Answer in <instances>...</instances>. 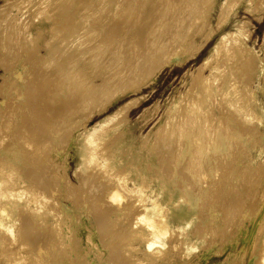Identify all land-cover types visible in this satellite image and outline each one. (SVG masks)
Wrapping results in <instances>:
<instances>
[{
  "label": "rangeland",
  "instance_id": "374dc122",
  "mask_svg": "<svg viewBox=\"0 0 264 264\" xmlns=\"http://www.w3.org/2000/svg\"><path fill=\"white\" fill-rule=\"evenodd\" d=\"M100 1L101 0H0V149L2 147L8 148L10 145L9 143L13 142L18 148L19 157L21 155L20 163L18 165V163L13 164L11 161L6 160L4 154H0L1 158L4 157L2 165L7 167L10 163L13 165L17 164L15 166V168L17 167L16 171L19 172L20 168V171L21 173L23 172V174L25 172L28 173V171L30 172V170L34 171L36 165L37 168L39 165L40 167L38 169L43 170V173H46L45 176L50 179L47 181L50 182L52 190L55 191L56 189V192H58L54 199L53 196L50 198L48 197L49 203L53 201L51 202V205H55L54 207L59 210H55L54 208L55 212L57 211L58 213H56L59 216L60 214H62L61 216H64V218H61V216L59 217L60 219L57 218V223L60 220V222L56 224V228L58 229H56L58 231L57 233H54L52 229H50L52 227L45 224H38L42 228V231L40 232V236L37 238L38 240L36 239L35 242L33 241L35 244L31 242L33 243H30L32 246L26 245L24 236H18V241L20 240V242H25L24 245L20 248L19 246L16 247L15 244H17V242L14 240V242H12L15 245L14 248L8 250L11 246L1 243L2 246L0 244V254L3 250L4 252H14L16 250L18 254L23 253L25 258H30L37 253L44 255H48L50 253L51 256L49 258L38 259L40 261L42 260L40 264H50L52 261L49 259L54 255L59 258L57 259V257H55V263L51 264H252L257 259V255L263 246L260 240L264 236V220L260 221L261 214L264 213L262 212V208H264V197L262 199H259L258 197L259 188L261 187L256 184L259 182H256L253 186L254 190H256L254 194H248L246 189H242V199L237 204V207L234 205L228 210L224 209L222 211L218 208L216 210L217 212L210 214V216L209 214L204 213V217H208L207 219L205 218L204 221H199L201 219L197 220V224L194 226L200 225L201 223V227L199 229L208 228L209 235L206 236L205 242H203L187 257L179 258L181 256L180 250L182 249V244L177 243V240V242H172L176 237L175 232L167 236L168 243L165 246L166 249L164 253L155 257L153 256L154 254L152 255L154 252H148L144 246V240L149 239V237H146L145 235L140 237L138 234H133L134 230L142 228L141 223H138L135 228L130 227V225L134 223L135 218L139 215L138 213L142 211L143 203L140 202L141 200H143V202H147L148 199L155 201L157 198L161 200L162 198L164 199V197H167V202L169 200L168 193L171 188L167 190L166 186L162 182V175L159 173L158 157L156 155L154 156L152 153L149 155V152L153 151L152 148L154 139L161 133L160 130L164 126L163 124H165L169 112L173 110V112L177 114L176 110L180 111L182 107L184 108V105L186 104L185 100L187 101L188 99L187 97H189L190 94L194 96L196 87H194L193 80L197 77V75H200L203 78H209L212 88L215 87V85L217 86L218 83L221 84V80L223 78L214 81L213 75L217 74L218 71L214 72L212 69L215 63L212 56L213 46L217 37L219 38L220 36L226 34H228V36L234 33L239 34L238 41L242 43V46L247 48L249 54L261 60V63L256 62V64H253L250 67L248 66L247 69L243 70L247 73L245 77L246 79L244 78V82V79H240L239 83L246 84L248 91H251L249 95H252L251 98L254 100L253 104L257 114H262L264 117V0H261L259 4H256L257 1L255 2V0H239L237 3L235 2L234 5H231V8L227 7V9H230L227 10L225 8L226 12L225 10L222 9V11L220 9L225 0H202L201 4H204L201 6V9L199 4L198 6L200 10L198 9V13L196 12V14V9L194 10L191 8L194 12L191 11L189 13L192 16L188 15L192 17V19L188 18L189 20L187 21V18L185 17L186 15L183 16L186 19H183L182 21L178 19L180 17H174L177 14H179L178 16L181 15V10L179 9V13L177 11V3V8L174 7L175 0H170V4L172 1L173 3L171 4V9L172 6L177 9L175 10L177 12L176 14L174 13L175 11H169V2L165 5H163V2L162 5H158L160 1L163 0L146 1L148 4L151 2L148 8L149 11L151 9L152 15L150 13V15L146 14L145 16H142L141 19L135 18L137 17L136 15H139V12L137 13L136 9L140 7L141 3H145V6L147 7L148 4L144 0V2L142 0H130V4L123 2V5H121L122 3L120 2L122 1L120 0V7L118 6L112 10L111 8L115 4L114 1H109L110 3L108 1L104 2V4L99 7L98 3ZM204 1H206V3ZM78 3L82 4L79 5ZM138 3H140V5H138ZM125 4L129 9L125 6ZM77 5H79V8H77ZM159 6L168 7L167 13L169 16L165 15L166 17H164V14L161 13V8ZM75 7L77 8L76 11ZM118 8H121L122 10H119ZM124 8L128 9L129 13ZM155 9H158L157 11L160 12L156 11V13L160 16L162 14L163 17L156 14ZM134 10H136V13H134ZM71 11L74 15L72 16V24L74 26L85 20L86 23H83V26L85 27L83 28L84 32L90 29V24L91 28H93L92 26L94 23L91 22H93L92 20L94 19H92V16H95L97 19L99 17L102 19L107 17L108 19H106L108 22L110 19V21L113 20L114 23L117 22V24L123 22L124 24L122 25H125L127 23L128 25L126 27L131 25V27L129 26L127 30L125 29L126 32L124 30H122L123 32L121 31V33L124 34V40H120L121 37L119 40L121 45H123V42H127V44L132 43V48H135L134 46H136L135 50L132 49V51H128L127 44H125V46L123 45L125 49H123V46L119 48L120 44H116V41L117 43L120 42H118L119 40L113 35L114 29H112V31L110 29V27H113L111 26L113 21L109 22L111 25H108L106 19L102 20L100 18L102 22L99 20L98 24L95 25L97 28L94 26L97 29H95V32H97L93 33L94 37L92 34V40L89 39L85 43L83 42V45L77 47L75 45L81 41L73 40V42L68 44L70 47H67L70 50V55H68V52L66 51L67 49L64 48L66 44L64 42L65 40H63L64 44L62 45L61 39H64V37L65 39L68 38L67 34L69 33H65V30L63 29H57V31H55L53 28H55L54 25L56 21L63 22V19H67V16ZM73 11H75V13ZM152 11L160 18H155ZM123 12H125L124 15L130 14L132 19L127 20L130 18L127 16V18L125 17L127 22L125 23V21H122V19L124 20V15L122 14ZM72 13H70V15ZM171 14L175 15L172 16ZM153 17L160 23L163 22L161 18L166 20L167 17H171L172 20H170L171 18H167L170 20L169 22L167 20L166 23L164 21L165 24H160L156 23ZM175 18L183 22L184 25H182L179 21H176L175 23ZM219 18H221V20ZM133 19L136 21H133ZM177 22L180 23L183 28L181 25L179 27ZM146 23H150V26L155 23L157 27L153 25L154 28H158L159 24L160 26L162 24L164 26L171 23V26L169 25L170 28H165L164 26L161 27V29H153L154 32L153 30L149 32V34L153 33V35H146L149 37H147V40L144 39L146 38L144 32L147 31V29H145L147 26ZM175 27H177V30ZM169 32L171 34H169ZM162 33L167 34L164 36V40L166 42L164 47H162L164 45L163 39H159V36H161ZM111 36H113L116 40L112 37L113 40L110 38L112 42L109 41L108 37ZM185 40L186 42L183 43ZM180 42L183 43L182 47L179 46ZM177 43L179 44L174 45ZM114 44L117 47L119 46V49H123L120 51H123L126 54L129 52L127 57H130L129 55H131L133 51L135 54L138 53L140 51L138 48L142 47V55L140 56V51V54L138 53L140 58L137 54L136 57L128 58L129 60L131 59V61H136V63H132L129 67L127 65L126 69L124 64V68H122L123 66L121 61L128 62L129 60L124 56L123 58L116 56V58L113 59V54L115 52L113 50L115 48V46H113ZM90 45L94 47V49H92L93 47L91 48V50L94 51H85L84 49L91 47ZM150 45L153 48L156 47L158 49V59L153 60V58L148 54L152 51L151 49V51L148 49L150 48ZM57 47L58 49L62 47V51L59 50L56 54H54V50ZM95 47L98 51H96ZM170 47H174L177 50L176 52H179V57L177 58L178 61H173V55H168L175 50L172 49L169 52L171 49ZM109 48L110 50H108ZM143 48L145 51L142 50ZM103 49L106 51L108 50L105 60V55H102ZM146 49L149 52H146ZM98 52L99 54L102 52L100 54L101 56ZM123 52H121V56L124 54ZM135 54H132V56ZM162 54H165L167 57H164ZM65 55H67L68 58H66ZM70 56L73 57L72 60H69ZM168 56L170 57V61H168ZM212 58L213 60H211ZM58 60L62 63H59ZM127 62L126 64H128ZM118 63H121L119 68L117 67V65H119ZM133 64H135L136 67L135 65L133 67ZM148 64H154L155 66L153 65L152 68ZM116 67L121 71L123 70L122 72L124 73L122 74L120 71L121 74H117L119 73V70L116 71ZM147 67H150L152 70H149ZM113 68L115 71H113ZM242 68L243 67H241V69ZM145 69H148L146 71L153 72H150L151 76L149 75L150 77L147 79L145 76H148V72L144 73ZM241 69L240 71H242ZM124 70H127V72L130 70V72L127 73ZM127 74L131 77L129 78V75L127 76ZM68 76H70V78ZM67 77L69 78L68 81H66ZM126 77H128L129 80L126 79ZM112 78L113 80L115 79L114 82H112ZM141 80L143 81L141 82ZM67 82L70 85L69 89L66 88ZM86 82L88 85L90 83V85L88 86ZM214 82H216V84L213 85ZM126 84H128V86ZM64 85V89L66 88L65 90L62 89ZM72 85L75 87L73 88ZM84 85L88 88L85 87V89L83 87ZM57 88L60 89L56 90ZM91 88L92 91L90 90ZM55 90L57 93L60 91L61 94L56 95ZM69 92L73 94H69ZM215 92L216 91L213 89L209 92L212 97L207 98V107H209V109L211 108L212 112H214L216 117H218V107L220 108L221 106V108H223L222 114L226 115V113H228V108L226 104L219 102L220 96H218V94L220 91L216 92L217 94ZM58 95H60V97ZM69 95L70 98L78 101H71L73 105H71V108L67 111L64 108L66 105L64 102L68 100ZM62 96L63 98L66 97L67 100L63 99ZM183 99L185 100L183 101ZM210 100L213 103H211ZM178 103L184 104L181 106ZM213 104L214 106H212ZM34 107L35 110L33 111L32 108L34 109ZM121 107H124V110L122 113L118 114L119 116H115L113 113H116V111L118 112L119 109H122ZM72 111L74 113H71ZM34 112L35 114L33 115ZM68 113H71V116L70 114L69 116L66 115ZM123 113L126 114L124 115ZM62 117L64 119L66 118L67 121L65 119V122H63ZM26 119L29 120V123ZM254 120L257 122L258 118L254 117ZM97 122H103V126L105 125L106 127L103 129L104 127L102 128L101 126V128L106 131L103 143L107 142L106 144H101V147L103 145V148H106L105 151H103V155H105V153L107 155L104 156L105 160L102 166V171L108 172L104 173L101 171L98 172V174L102 173L101 175H103L104 173L109 177L122 175L126 184L140 193V196H136L135 199L133 198V200H128L129 204L132 203L128 212L126 211L125 214L121 212L122 214H119L118 217H116V213H110L111 224L109 223L110 225L107 226V228L105 227L103 231L97 230L98 227H96V223L93 221V215L91 214L90 209H88L89 211L87 210L89 200H81L83 198L82 196H84L83 187L80 185L82 190L81 188H77L80 183L81 172L75 169L76 154L74 139H76V136L78 137L82 132H84L85 129ZM256 128L257 127H255L253 133L257 132ZM100 130L101 129L99 128L98 131ZM115 134L118 136L114 137L113 135ZM109 139H113V142ZM111 143L114 146H112ZM170 145L171 143L168 144L169 149L171 147ZM255 149L249 152L250 155H248V152H245L244 156L242 155L243 160L245 157H251L252 154H258ZM172 155L174 156V153H172ZM172 155H170V157L168 156L169 161ZM260 157L264 159V154L260 155ZM173 158L174 157H172V160ZM5 160L10 163H6ZM168 165L170 167V164L167 163V166ZM27 167H29L30 170H28ZM25 169L28 171L26 170L24 172ZM121 169H123V171ZM116 171H119L117 175H115ZM155 171L157 174H155ZM259 173H264V168L260 169ZM107 175L106 177H108ZM106 177L104 175L99 178L97 182L104 183V180L107 179ZM102 178L104 180H102ZM100 179L104 182H101ZM68 188L70 189V192L67 191ZM101 189L103 190V188ZM73 190L76 191V193H74ZM139 197H142V199L138 201ZM102 198L104 200H102ZM216 199L219 201V207L223 202L227 203V205H230L231 203V197L225 201L219 200L218 198ZM77 201L79 202L77 203ZM106 201L107 199L101 196L99 201L101 204L98 203L101 207L97 206L99 210L101 208V210L108 209V207L109 209L113 208V204H111L110 201L105 203ZM73 202H75L76 205L75 203L73 204ZM126 202L127 201H125V203ZM102 203L104 206L105 204L108 206L106 205L107 207L103 208L104 206ZM125 203L123 202V204ZM76 206L78 208H75ZM89 214L91 215L89 216ZM206 214L208 216H206ZM67 217L70 218V220H68ZM225 217L227 223H224V226L219 229L214 223H217ZM208 223H211V225ZM251 223H253L254 226L250 228L251 230H247V226ZM245 234L250 237L248 248H244V243L240 242V238H243ZM101 241L103 242L101 243ZM235 248L237 252L235 251Z\"/></svg>",
  "mask_w": 264,
  "mask_h": 264
},
{
  "label": "bare ground",
  "instance_id": "6f19581e",
  "mask_svg": "<svg viewBox=\"0 0 264 264\" xmlns=\"http://www.w3.org/2000/svg\"><path fill=\"white\" fill-rule=\"evenodd\" d=\"M107 1L108 2L114 1V3H115L114 6L111 8V10L114 8H117L119 6V2H120V0H103V1L101 0L98 3L99 7L101 5H103L104 2H107ZM121 1H122V2H120V3H122L121 5H123L124 3H126V4L131 3L130 0H121ZM144 1L146 2L149 0H144ZM237 1H239V0H225V2L223 3V6L220 9L221 10L223 9L226 12L227 7L234 5L235 2L237 3ZM260 1L261 0H255L256 4L257 3L259 4ZM168 2H169V4H168ZM201 2H202V0H175L174 7H176V3H177L178 10L175 9L173 6L171 9V4L173 2L171 1V4H170V0H167V3H166V0L160 1L161 4L159 3L158 5L168 4V5H170V6H168V7H170L169 11L172 10L174 12L175 10H177L178 13H179V9H180L181 10L180 16H178L179 14L174 16L177 13L176 11L174 12L175 13L174 15H172V14L171 15L176 17V18L180 17L178 19H180L181 21L183 19L187 18L186 19V21H187L189 19H192V17H190L192 15L189 14L192 11L191 8H193L194 10L196 9L195 13L196 12L198 13L197 10L199 9V6L201 9V6L204 4V3L201 4ZM204 2L206 3V1H204ZM82 3H80V4H82ZM146 3L148 4V2H146ZM126 4H125V6L127 7ZM150 4H151V2H149V4L146 7L145 3H143V4L141 3V5H140V3H138V5H140V7L139 8L136 7L139 9V10L138 9H136V10H137V13L139 12V15H136L137 17H135V16H133V17H135L136 19H141L142 16H145L146 14L150 15L151 9L149 11V8H148ZM79 5H77V8H79L78 7ZM156 7H158V6H156ZM159 7L161 8V13L164 14L163 15L164 17L169 16V14L167 13L168 7L167 8H166V6H164V7L159 6ZM77 8L75 7V11ZM230 8H228V9H230ZM128 9H125V10H127V12L129 13ZM158 9H155V13ZM136 10H134L135 11L134 13H136ZM75 11H73V12L75 13ZM127 12H126V14H127ZM157 12H160V11H157ZM192 12H194V11H192ZM70 13H72V11ZM70 13H69V15H70ZM152 13H153V15H155L153 11H152ZM122 14L124 15L125 12H123ZM156 14H158V13H156ZM162 14H161V16L159 14L158 15L160 17H163ZM219 14H220V12H219ZM69 15L67 16L68 17L67 19L66 18L63 19L64 20L63 22H60L59 20H58L59 22L56 21V23L54 25L55 28H53L55 31H57V29H63V30H65V33H69V34H67L68 38L65 39V37H64V39H61L62 45L64 44L63 40H65L64 42L66 44H65L64 48L67 49L66 51L68 52V55H70L69 54L70 50L67 47H69L68 44L70 42H73V40H80L81 41L77 45H75L76 47L83 45L82 43L83 42L85 43L89 39L92 40V34L95 32V29L97 28V26H95V25L98 24V22L101 18V17H99L97 19L95 16H92L93 17L92 19H94V20H92L93 22H91V23H94V25L92 26L93 28H91V24H90V26H89L90 29L87 30L86 32H84L83 28H85V27L83 26V23L85 22V20L77 23L74 26L72 24V16H74V15H73V13L70 16ZM184 15H186L185 16L186 18L183 17ZM127 16L130 17V14L124 15L123 16L124 20L122 19V21H125V23L127 22V20L132 19L131 17L130 18L128 17L129 19L125 20L127 18ZM159 16L157 17L155 15V18L157 17L159 19L160 18ZM223 16H224V14H223ZM97 17H98V15H97ZM106 18L107 17H105V19ZM167 18H166V20H164V18L163 19L161 18V20H163V22H161V23L165 24L166 21L168 19H170V18H168V19ZM105 19L103 18L102 20H105ZM219 19L221 20V18H219ZM219 19H218V21H219ZM102 20H100V21L102 22ZM134 20L135 19H133V21ZM170 20H172V18ZM170 20H168V22ZM112 21L113 20L110 21V19H109V22H112ZM164 21H165V23H164ZM176 21H179V20L176 19L175 23H176ZM181 21H179V22H181ZM107 22H108V20H107ZM109 22H108V25H111ZM153 22H154V20H153ZM155 22L160 23L157 21V19H155ZM181 23H182V25H184L183 22H181ZM104 24H106V23H104ZM122 24H124V23L122 22V23L117 24V22L114 23V21H113L112 25H111L113 27L112 28L110 27L111 31H112V29H114L113 35L118 40L120 37H121L120 40L124 38V34L121 33V31L122 30L125 31V29L127 30L129 28V26L131 27V25L126 27L128 25L127 23L125 25H122ZM149 24H147V26L145 28V29H147V31L144 32L145 37H146L144 39H147L148 36H146V35L149 34V32L152 31L153 29H156V30L158 28L161 29V27H164V26H165V28L166 27L170 28L169 25L171 26V23H169L168 25H164V26H163V24L161 26L159 24L158 28H154L153 25H155V23L152 25L153 27L150 26L151 24L150 25ZM177 24L180 27L181 24L178 22H177ZM182 25H181V27H182ZM150 27H151V29H150ZM155 27H157V25H155ZM168 28H167V30H168ZM175 28L177 30V27H175ZM81 31H82V33H81ZM102 32H103V30H102ZM113 32H111V33H113ZM153 32H154V30H153ZM170 32H172V31H170ZM170 32H169V34H171ZM151 34L153 35V33H151ZM151 34H149V35H151ZM165 34L166 33H162V35L159 36V39L161 40V38H162L164 41V45L162 47H164L165 43H166L164 40V36H166L167 34L166 35ZM93 37H94V34H93ZM112 37L113 36L108 37L109 38L108 40L111 42L113 40ZM238 37H239V34H237V33L231 34L230 36H228V34H226V35L220 36L219 38L217 37V40L213 46L212 56L215 60V63H214V66L212 69L214 70V72L218 71L217 74L213 75L214 81L219 80L220 78H223L221 80L222 81L221 84L218 83L219 85L217 84V86L215 85V87L212 88V85H211L209 78H206V77L203 78L202 76L197 75V77L194 78V80H193L194 81L193 82L194 87H196L195 88L196 91L194 92L196 95L194 94V96H192L190 94L191 97L189 95V97H187L188 98L187 101L185 99H183V101L185 100V102H186V104L184 105V108L183 107L181 108V106H183L184 103L183 104L178 103L181 105V106L179 105V107L181 109H180V111L176 110L177 114L175 112H173V110H171L169 112L167 120H166V122L164 121L165 124H163L164 126L160 130L161 133L158 136H156L154 139L153 148H152L153 151L152 152L148 151L149 155L152 153L154 156L156 155L158 157L159 173H161V175H162V177H161L162 182L166 186L167 190H169L171 188L170 192L168 193L169 196L167 195L169 197V200L167 202V200H166L167 197H164V199L162 198L161 200H159V198H157V199H155V201L148 199L147 202H143V200H141L140 202L143 203V205L141 203L142 211L140 213H138L139 215L137 218H135L134 223H132V222H131L132 224L130 223L131 224L130 227L135 228L138 223H141L142 228L139 230H134L133 234L134 235L138 234V236H140V237H143L144 235L146 237L147 236L149 237V239L144 240V246L148 252H151V253L154 252V253H152V255L154 254L153 256H155V257L156 256L158 257V255L164 253V251L166 249L165 246L168 243L167 236H169L171 233L173 234L174 232L176 234V237H175V240H173L172 242L178 241L177 243L182 244V249L180 250L181 256L179 258L187 257L191 252L195 251L203 242H205L206 236L209 235L208 228L207 229L206 228L199 229L201 227L200 226L201 223H200V225L194 226L195 224H197V220L201 219L199 221H201V222H202V220L204 221L206 218V217H204V215H205L204 213H207L210 216V214L216 213L217 212L216 210L218 208L222 211L224 209L228 210L231 206H234V205H235V207H237V204L242 199V196H241L242 189H246L248 194H250V193L254 194L256 192V190H254L253 186L256 184V182H259L258 184H256V185H259V187H261V188H259L258 197H259V199H262L264 197V173H261V174L259 173V170L264 168V159H262L260 157V155L264 154V117L262 116V114L261 115L257 114L256 109H255L254 104H253L254 100L251 98L252 95L251 96L249 95L251 91L250 92L248 91L246 84L245 83H239L240 82L239 80L244 79L246 77V74H247L246 71H243V70L247 69L248 66L250 67L251 65L256 64V62L261 63V60L259 58H256L255 56H252L251 54H249L247 51V48L242 46V43H240L238 41ZM110 38L112 40H110ZM115 38H114V40H116ZM182 39H185V38H182ZM182 39H181V42H182ZM105 40H107V39H105ZM120 40L118 42H120ZM147 42H149V41H147ZM181 42H180L179 46L182 47L183 43H185L186 40L183 41V43H181ZM188 43H190V42H188ZM116 44H120L119 45L120 47L119 46L118 47L121 48L123 45L125 46V44H127V42L126 43L123 42V45H121V42L117 43V41H116ZM178 44L179 43L174 44V45H178ZM151 45H150V48H148V47L147 48L149 49V51H151V50L152 51L149 52L146 49V52L147 51L149 52L148 54L150 55V57L153 58V60L158 59L157 53L159 51H157L158 49L156 47L153 48ZM90 46L91 47H88V48L85 46L87 49H84V50L87 52L94 51V50H91V48L93 46L92 45H90ZM113 46H115V44ZM124 46H123V49H125ZM127 46L126 47H127L128 51H132V49L135 50V48H136V46H134L135 48H132L133 47L132 43L127 44ZM96 47H95V49H96ZM118 47L115 46V48L113 49L115 51L113 54V59H115L116 56H118L120 58L121 57L123 58V56L127 57L128 56L127 54L129 52L126 54L125 52L120 51L123 49H119ZM174 47L173 48L170 47L171 49L169 50V52L172 49H175ZM61 48L58 49V47H57L54 50V54H56L59 50L62 51ZM73 48H75V47H73ZM141 48L142 47H140L138 49L141 51ZM92 49H94V47ZM138 49H137V51H138ZM108 50H110V48ZM127 50H126V52H127ZM142 50L145 51L144 48ZM186 50H189V49H186ZM96 51H98V50L96 49ZM107 51L103 49V53L101 52L102 55L103 54L105 55L104 60H105V57L107 56V53H108ZM137 51H135V52H137ZM140 51L138 52L139 54H140ZM176 51L177 50L175 49L171 53H169V52H168L169 54L167 53L169 56L173 55L172 56L173 61H178L177 58L179 57V52H176ZM99 52H100V50H99ZM99 52H98V54H99ZM121 52L124 53L122 56L120 55ZM133 52L131 53V55H129L130 57H136V54L138 55V53L135 54ZM166 52H164V53H166ZM143 53H145V52H143ZM132 54H135V55L132 56ZM145 54H143V55H145ZM141 55H142V51H141L140 56ZM65 56H66V58H68L67 55H65ZM140 56L138 55L139 58H140ZM163 56L165 57L166 55L164 54ZM130 57H127V59ZM25 58H26V56H25ZM72 58L73 57L70 56L69 60H72ZM213 58L211 60H213ZM30 59H32V58H30ZM91 59H92V57H91ZM61 60H62V58H61ZM69 60H68V62L70 63ZM168 61H170V57H169ZM58 62H59V60H58ZM126 62L127 61H121L122 66L125 64V69H126L127 65L129 67V65H132V63H136V61L135 62H134V60L131 61V59L127 62L128 64H126ZM38 63H39V61H38ZM59 63H62V62H59ZM121 63H118L119 64V65H117L118 68H119V66H121L120 65ZM27 64H29V63H27ZM54 64H56V63H54ZM36 65H38V64H36ZM134 65L135 64H133V67H134ZM148 65L150 67H152L154 64L153 65L148 64ZM59 66H61V65H59ZM54 67H55V65H54ZM117 67L115 69L116 71L119 70L118 71L119 73H117V74H121L120 73L121 70L118 69ZM133 67H131V68H133ZM135 67H136V65H135ZM150 67H147V68H149V70H152ZM158 67H160V66H158ZM241 67H243V68L241 69ZM108 68H109V66H108ZM122 68H124V66ZM240 69L242 71H240ZM115 70L113 68V71H115ZM146 70H148V69H145L144 73L148 72L147 73L148 76L147 77L145 76V78L147 79L148 77L151 76L150 75L151 71L149 72ZM125 72H127V70ZM128 72H130V70H128ZM123 73L124 72H122V74ZM151 73H153V72H151ZM129 74H131V73H129ZM129 74H127V76ZM27 77H28V75H27ZM68 77L70 78V76H68ZM68 77L66 78V81H68V79H69ZM116 77H117V75H116ZM116 77H114V78L117 79ZM128 77L130 78L131 76L129 75ZM128 77H126V79L129 80ZM143 78H140V79H143ZM115 79L113 80V78H112L113 81L112 80L111 81L114 82ZM245 79L243 80V82L245 81ZM142 81L143 80H141V82ZM121 82H123V81H121ZM246 83H247V81H246ZM72 84H73V82H72ZM214 84H216V82H214L213 85ZM87 85H88V83H87ZM89 85H90V83H89ZM126 85L128 86V84H126ZM129 85H131V84H129ZM72 86H71V88H72ZM64 87H65V85L62 88L63 90H65L66 88L69 89L70 88L69 83L68 82L66 83L65 89H64ZM74 87L75 86H73V88ZM83 87L85 88L87 86L84 85ZM73 88H72V90H73ZM58 89H60V88H57L56 90H58ZM62 89H61V91H62ZM211 89L215 90L216 92L220 91L219 92L220 95L218 94V96H220L219 102L226 104V106L228 108V113H226V115L222 114L223 108H221V106H220V108H221L220 111H219L220 108L218 107V112H219L218 117H216L214 112H212L211 108L209 109V107H207L208 106L207 105V98L212 97L209 93L211 91ZM90 90L92 91V88ZM94 90H96V89H94ZM97 90H98V88H97ZM190 91H191V89H190ZM75 92H76V90H75ZM96 92H98V91H96ZM70 93L71 92H69V94ZM57 94H61V92L59 91L57 93V91H56V95ZM71 94H73V93H71ZM58 96L60 97V95H58ZM65 96H67V95H65ZM87 97H89V96H87ZM62 98H63V96H62ZM63 99H66V97H64ZM73 100L76 101V99L70 98V95H69L68 100L66 102H64V104H66L64 107L65 110L68 111V109L71 108V105H73L71 101H73ZM25 101H26V99H25ZM26 103H27V101H26ZM211 103H213V102L211 101ZM32 104H34V103H32ZM173 105H176V104H173ZM212 106H214V104ZM88 107H89V105H88ZM123 108L119 109L118 112L116 111V113H113V112L112 113L115 116H117L118 114L122 113V111L124 110ZM32 110L34 111L35 107H34V109L32 108ZM178 110H179V108H178ZM27 111H29V110H27ZM32 112H31V114H32ZM71 113H74V112L72 111ZM71 113H68L66 115L69 116V114H70V116H71ZM25 114H27V113H25ZM34 114H35V112L33 113V115ZM123 116H121V117H123ZM254 117L258 118L257 122H255ZM65 119L63 118V122H65L64 121ZM68 119H70V118H68ZM26 120H28V119H26ZM66 121H67V119H66ZM28 123H29V120H28ZM102 123L103 122H97L94 125H91L89 128L85 129L84 132H82L80 135L78 133L79 136L78 137L76 136V139H74L75 140V154H76L75 155L76 156L75 157L76 158V162H75L76 168L75 169L79 170L81 172V179H80L81 184L78 182L79 186L77 188L78 189L81 188L80 185H82L83 191H84V196H82L80 193V195L83 197L82 199L81 198L80 199L81 200H83V199L89 200V203H88L89 205L86 204V205H88L87 210L90 209V212L93 215V221L96 223L95 224L96 227L99 228V229L97 228L98 231H103V229L105 227L107 228V226H109L111 224L110 223V220H111L110 213H113V212H114V214L116 213V217H118L119 214H122V213L125 214L126 211L128 212V210L130 209L131 204H132V203L129 204L128 200H133V198L135 199V197L140 194L137 191H135L134 188H132L128 184H126V181L124 180L122 175H117V173L121 170L123 171V169L116 171L115 172L116 174L114 173L115 175H117L116 177H112V176L109 177L107 174H104V173H108V172L102 171L103 170L102 166H103V163L105 160L104 156L106 155V153H105V155H103V151H105L106 148L104 149L103 145L101 147V144L105 143V142L103 143V141H104V137L106 135V131L103 130L106 127H105V125L103 126ZM104 124H105V122H104ZM101 126H102V128L103 127L104 128L102 129ZM255 127H257L256 128L257 132L253 133ZM99 128L102 131L101 130L98 131ZM66 129H68V128H66ZM62 130H64V129H62ZM69 131H70V129H69ZM119 133H121V132H119ZM56 134H58V133H56ZM113 136L115 137L118 135L115 134ZM147 138H149V137H147ZM110 141L113 142V139H111ZM146 142H147V140H146ZM167 143L168 144L171 143L170 149H169V146ZM9 144H8L9 145L8 148L2 147L0 149V154H4L6 160L11 161L13 164L18 163V165H19L21 155L19 157L18 148L16 147L15 143H13V142H10ZM2 145H4V144H2ZM111 145H112V143H111ZM112 146H114V145H112ZM4 148H6V149H4ZM254 149L256 152H258V154H256V153L252 154L254 156L251 155V157H249V156H248V158L245 157V159L243 160L242 157L244 156V153L248 152V155H250L249 152H251ZM172 153H174V156L172 155ZM170 155H172V157H174V158L172 160V157H171L170 161H169L168 156L170 157ZM24 156H26V155H24ZM3 158L0 159V239H1L0 244L3 243L5 245L11 246L10 248L8 247L9 249L7 248L8 250H10L11 248H14L15 245H16V247L19 246V248H20L24 245L25 242H23V241L20 242V240L18 241V236L23 235L25 238V241H26V245H30L31 242H33V241L35 242V240L40 236V232L42 231V228L38 224H40V225L45 224L49 227H52L50 229H52V231L54 233H57L58 229L56 228V224H58L60 222V220H59L57 223V218H59L62 214H60V216H59L57 214L58 212L57 211H56L57 213L55 212V210L57 208L54 207L55 205L54 206L51 205V202H53V201L50 200L51 202L49 203V198L51 196H53V199H54V197L56 196V194H58V192H56L55 188H54L55 191L52 190V186H51L50 182H48L50 179L47 178V176H45L46 173H43V170L38 169L40 167L39 165H38V168H37V165H36V168L34 167L35 169L33 168L34 171H31L29 169V167H27V169L30 170V172L27 169H25L24 172L27 170L28 173L27 172H25L24 174H23V172L21 173L20 168H19V172H17L16 171L17 167L15 168V166L17 164L13 165L9 162L11 164L10 165L5 160L6 163L9 164V165L6 164L7 167H5L2 165ZM170 162H172V163H170ZM167 163L170 164V167H169V165L167 166ZM25 166H27V165H25ZM147 167H149V166H147ZM148 170H149V168H148ZM101 171L104 172L103 175H101L102 173L98 174V172H101ZM21 174H22V176H21ZM155 174H157L156 171H155ZM104 175H105V177H106V175L108 176V177H106L107 179L105 178L106 180H104L102 178V180H104L105 182L100 179V181L104 182V183H98L97 180L99 178L103 177ZM67 182H69V181H67ZM157 182H159V181H157ZM48 183L50 184V186ZM101 188H103V190ZM69 190L70 189L68 188L67 191L70 192ZM81 190H82V188H81ZM83 191H82V194H83ZM60 193H62V192H60ZM74 193H76V191H74ZM165 195H166V191H165ZM101 196L105 197V199H107V201H110V203L113 204L112 205L113 208L109 209V207H108V209L101 210L102 209L101 208L99 210V208L97 206H100V205H98V203H100L99 201L101 199ZM230 197H231L230 205H227V203L223 202L222 204H220V207H219V203H218L219 201H217L216 198H218L219 200L225 201ZM140 199H142V197H139L138 201ZM73 200H76V199H73ZM102 200H104V199L102 198ZM56 201H58V200H56ZM107 201L105 203H107ZM125 201H127V202L125 203ZM78 202L79 201H77V203ZM123 202L125 204H123ZM74 203L75 202H73V204ZM82 203H84V202H82ZM103 203H104V201H103ZM49 204L53 207H51ZM52 204H54V203H52ZM56 204H58V203H56ZM75 205H76V203H75ZM106 205L107 204H105V206H104V204H103V206H104L103 208H106L108 206V205L107 206ZM57 207H58V205H57ZM54 208H55V210H54ZM75 208H78V207L76 206ZM87 210H85V211H87ZM236 211H237V209H236ZM236 211H234V212H236ZM262 212H264V208H262ZM59 213H61V212H59ZM91 214H89V216ZM207 214H206V216H208ZM62 217L64 218V216H61V218ZM68 220H70V218H68ZM263 220H264V213L261 214V218H260V221H263ZM224 223H227L226 217L223 218L222 220H219L217 223L215 222L214 224H216L217 227L220 229L221 227L224 226ZM209 225H211V223ZM64 226H66V225H64ZM253 226H254L253 223L249 224L247 226L248 227L247 230H251L250 228H252ZM57 227L59 228L58 225H57ZM249 238L250 237H248V235H246V234L243 236V238H240L241 239L240 242L244 243V245H243L244 248L245 247L248 248V243L250 242ZM14 240H16V242H17V244H15V245H14V243H12V242H14ZM102 242L103 241H101V243ZM260 242L262 243L263 246H262L259 254L257 255V259L252 264H264V236L261 238ZM33 243H31V244H33ZM37 243H38V241H37ZM104 243H105V241H104ZM173 244H175V243H173ZM1 246H2V244H1ZM30 246H32V245H30ZM155 248H156V250H155ZM109 249H111V248H109ZM235 251H236V248H235ZM11 255H14V256H11ZM50 256H51L50 253L48 255L37 253L36 255L31 256L32 258L31 257L25 258L23 253L18 254L16 252V250L14 252L13 251L4 252V250H3L2 253L0 254V264H40V262L42 260L40 261L38 259H40V258L45 259V258H49ZM55 257H57V256L54 255L53 257H51L49 259L52 261L51 263H55V261H56V259H54ZM58 258L59 257H57V259ZM43 261H45V260H43Z\"/></svg>",
  "mask_w": 264,
  "mask_h": 264
}]
</instances>
